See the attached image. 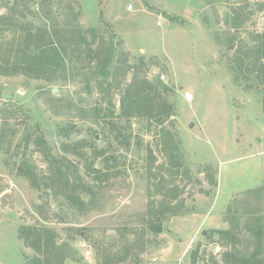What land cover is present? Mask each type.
I'll return each mask as SVG.
<instances>
[{
  "label": "rangeland",
  "instance_id": "1",
  "mask_svg": "<svg viewBox=\"0 0 264 264\" xmlns=\"http://www.w3.org/2000/svg\"><path fill=\"white\" fill-rule=\"evenodd\" d=\"M7 17L33 28L98 27L113 34L128 68L110 92L93 63L41 77L0 73V264L47 256L24 243L22 226L49 228L66 243L63 264H227L224 251H251L245 231L234 248L219 231L229 228V208L264 214V195L248 203L242 194L264 183V83L246 72L264 31V0H0V50L21 35L5 28ZM135 74L171 105L162 123L120 118L121 90ZM163 128L179 144V167H170ZM54 158L85 185L77 191L84 206L40 181ZM158 184L176 191L179 211L155 232L143 221L148 203L161 199Z\"/></svg>",
  "mask_w": 264,
  "mask_h": 264
},
{
  "label": "trees",
  "instance_id": "2",
  "mask_svg": "<svg viewBox=\"0 0 264 264\" xmlns=\"http://www.w3.org/2000/svg\"><path fill=\"white\" fill-rule=\"evenodd\" d=\"M2 21L5 28L21 32L19 37L12 38L5 43L2 47L4 50H0V73L2 74L23 73L32 77H41L58 69L65 71L67 68L75 67L78 62L86 63L88 66L93 63L94 79L98 80L101 76L103 79L100 82L101 89L110 92L113 83L127 72L128 67L121 70L120 65L123 66L122 63L123 61L125 63V60L121 59L120 54H116L113 34L106 37V34L98 27L82 29L66 21L61 26L52 23L33 28L28 24H18L10 17ZM256 36L255 55L257 59L255 63H251L252 65L246 66V72L250 73L252 69H255L260 73L264 83V31ZM119 62L121 64L118 65ZM159 99L160 93L157 86L147 78L135 74L121 90L119 116L120 118L155 117L158 123H162L171 115L172 107ZM113 106L112 104L111 108ZM160 136L164 139L163 149L168 154L170 167L181 166L179 144L172 132L163 128ZM54 162L55 165L49 168L46 176L40 177L42 178L40 181L45 187L58 189L64 187L63 195L71 205L84 206L85 202L77 191H83L85 185L78 181L77 177L71 176L69 167L63 161L54 158ZM172 168L170 169L173 170ZM18 171L22 175L29 176L30 180L35 178L28 165L19 166ZM161 182L162 180L158 179V183ZM155 193H159L161 199L157 202L151 200L148 203L145 211L146 218L143 222L148 230L158 232L162 230V222L166 214H177L179 209L172 203V199L177 196L172 188L158 184ZM242 194L245 202L248 203L254 199H261L264 195V183L246 188ZM227 213L229 228L219 231L220 236L229 240L234 248L235 243L240 239L238 232L243 230L248 234L252 249L249 253H243L235 248L234 251H224V262L227 264H264V214L247 207L243 209L236 207L233 210L229 208ZM241 216H244L243 220ZM20 237L26 245L47 255L41 261L43 264H63L69 255L67 244L57 243L55 236L50 234L49 228L22 226ZM36 261L38 262V259ZM41 262L38 263L41 264Z\"/></svg>",
  "mask_w": 264,
  "mask_h": 264
},
{
  "label": "built area",
  "instance_id": "3",
  "mask_svg": "<svg viewBox=\"0 0 264 264\" xmlns=\"http://www.w3.org/2000/svg\"><path fill=\"white\" fill-rule=\"evenodd\" d=\"M129 8H131V6H129Z\"/></svg>",
  "mask_w": 264,
  "mask_h": 264
},
{
  "label": "water",
  "instance_id": "4",
  "mask_svg": "<svg viewBox=\"0 0 264 264\" xmlns=\"http://www.w3.org/2000/svg\"><path fill=\"white\" fill-rule=\"evenodd\" d=\"M205 233V232H204Z\"/></svg>",
  "mask_w": 264,
  "mask_h": 264
}]
</instances>
